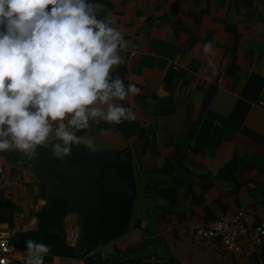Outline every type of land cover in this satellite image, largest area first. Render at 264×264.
<instances>
[{
  "label": "crops",
  "instance_id": "1",
  "mask_svg": "<svg viewBox=\"0 0 264 264\" xmlns=\"http://www.w3.org/2000/svg\"><path fill=\"white\" fill-rule=\"evenodd\" d=\"M89 2L130 42L110 77L141 92L118 101L135 120L90 121L77 135L93 139L84 148L127 157L137 196L117 239L82 258L47 254L44 264H264V237L255 243L242 236L236 253L216 239L191 237L196 225L236 211L250 225L264 222V206L251 196L264 197V50L255 47L264 46V0ZM57 142L50 134L44 145ZM33 162L19 150L0 151V232L22 236L37 228L47 190ZM172 187L179 194L170 204L164 192ZM65 220L64 240L74 248L79 231ZM16 248L10 263L27 264L26 247Z\"/></svg>",
  "mask_w": 264,
  "mask_h": 264
},
{
  "label": "clouds",
  "instance_id": "2",
  "mask_svg": "<svg viewBox=\"0 0 264 264\" xmlns=\"http://www.w3.org/2000/svg\"><path fill=\"white\" fill-rule=\"evenodd\" d=\"M89 0H0V151L28 156L50 134L63 159L94 141L77 132L90 121L119 124L135 113L121 106L141 89L110 72L125 61L130 42ZM211 42L204 45L210 54ZM27 264H44L47 245L26 241ZM0 264H4L0 260Z\"/></svg>",
  "mask_w": 264,
  "mask_h": 264
},
{
  "label": "water",
  "instance_id": "3",
  "mask_svg": "<svg viewBox=\"0 0 264 264\" xmlns=\"http://www.w3.org/2000/svg\"><path fill=\"white\" fill-rule=\"evenodd\" d=\"M255 47L264 50L259 44ZM52 149L39 145L33 154V171L47 190L46 205L38 213L37 228L21 236L22 245L26 247L29 239L42 243L47 232L64 239L62 220L68 212L78 214L76 255L121 236L128 229L137 196L133 164L111 149L74 146L63 159L54 157ZM251 196L264 206L262 195Z\"/></svg>",
  "mask_w": 264,
  "mask_h": 264
},
{
  "label": "built area",
  "instance_id": "4",
  "mask_svg": "<svg viewBox=\"0 0 264 264\" xmlns=\"http://www.w3.org/2000/svg\"><path fill=\"white\" fill-rule=\"evenodd\" d=\"M247 236L255 243H260L264 237V222L250 225L242 211L222 214L217 219L205 224L196 225L191 232V237L197 241L218 240V242L229 252L240 251V238ZM22 244L20 235H12L0 232V260L4 264H11L8 256L15 247ZM101 260L107 258V253H100Z\"/></svg>",
  "mask_w": 264,
  "mask_h": 264
},
{
  "label": "trees",
  "instance_id": "5",
  "mask_svg": "<svg viewBox=\"0 0 264 264\" xmlns=\"http://www.w3.org/2000/svg\"><path fill=\"white\" fill-rule=\"evenodd\" d=\"M127 159V157H125ZM164 171L167 172V167L164 169ZM179 192L175 187L168 188L164 192L165 199H168V202L172 204L178 197ZM43 244L47 245L50 249V252L48 254L51 255H67L71 258H82L83 254L76 255L74 252V249L72 246H68L65 243V240L59 236L56 233L47 232L43 237ZM50 256V255H49ZM49 256H45L48 258V260L51 258ZM129 262H120V260L117 258V261L115 264H128ZM18 264V263H16Z\"/></svg>",
  "mask_w": 264,
  "mask_h": 264
},
{
  "label": "rangeland",
  "instance_id": "6",
  "mask_svg": "<svg viewBox=\"0 0 264 264\" xmlns=\"http://www.w3.org/2000/svg\"><path fill=\"white\" fill-rule=\"evenodd\" d=\"M123 157L125 158V155H123ZM63 218L66 219L65 221L67 222V224H76L75 216L70 212L66 213ZM77 229H78V227H77ZM22 247H24V246L21 245L20 247H17L15 249V251L22 249Z\"/></svg>",
  "mask_w": 264,
  "mask_h": 264
},
{
  "label": "bare ground",
  "instance_id": "7",
  "mask_svg": "<svg viewBox=\"0 0 264 264\" xmlns=\"http://www.w3.org/2000/svg\"><path fill=\"white\" fill-rule=\"evenodd\" d=\"M75 217H78V214L76 212L73 213Z\"/></svg>",
  "mask_w": 264,
  "mask_h": 264
}]
</instances>
